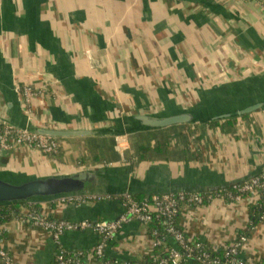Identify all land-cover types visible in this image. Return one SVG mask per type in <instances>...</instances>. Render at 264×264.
I'll return each instance as SVG.
<instances>
[{
    "label": "crops",
    "instance_id": "crops-1",
    "mask_svg": "<svg viewBox=\"0 0 264 264\" xmlns=\"http://www.w3.org/2000/svg\"><path fill=\"white\" fill-rule=\"evenodd\" d=\"M262 86L264 0H0V117L16 128L30 122L121 131L134 126L135 114L229 108L258 96ZM25 87L32 92L28 103ZM216 122L60 136L53 154L15 144L0 151V178L19 182L89 169L100 173L96 193L149 196L213 190L264 169V110ZM166 130H178L172 145L180 132L187 136L182 146L189 158L136 161L135 144L148 143V132L161 139ZM102 138L114 139L115 154L108 163L92 164ZM258 199L253 194L182 206L177 222L190 242L215 252L244 232L239 258L264 264V221H249V208ZM27 203L39 204L36 210L54 220H113L123 211L115 198L77 206L56 199L22 204ZM19 209L2 224V245L12 264H55L50 231L22 220L29 209ZM99 240L90 230L61 236L66 249L83 251V264H96L91 251ZM176 246L167 238L160 251ZM104 254L120 262L152 256L147 224H123Z\"/></svg>",
    "mask_w": 264,
    "mask_h": 264
},
{
    "label": "built area",
    "instance_id": "built-area-1",
    "mask_svg": "<svg viewBox=\"0 0 264 264\" xmlns=\"http://www.w3.org/2000/svg\"><path fill=\"white\" fill-rule=\"evenodd\" d=\"M31 89L25 87L23 96L26 102H29ZM48 127V126H47ZM15 144L26 145L30 148H35L45 154L56 153L58 144L55 138L28 131L25 129L16 128L15 126L0 120V151L9 149ZM123 145L117 140V150L122 151ZM233 190L229 191L224 186L204 192L193 191H176L164 192L160 194H152L151 197L143 200L135 199L132 194L124 193L121 196H113L110 194H68L56 198L63 204H73L75 206L85 202H99L111 199H118L121 202L123 211L113 220H81L69 221L65 219H48L43 217L37 210L29 209L25 212L21 219L26 222H32L43 226L50 231L52 240L56 247L55 264H83L82 250H68L61 242V236L68 231H86L96 232L100 236L99 242L92 249L91 255L96 264H104L101 258L104 257V250L108 240L115 234L116 230L123 224L131 221H139L147 224L154 215L171 217L180 209V206L198 207L213 199H229L235 201L242 198L241 194L257 195L264 199V169L250 176L242 183L233 182ZM11 215L10 217H12ZM9 217V218H10ZM8 218V219H9ZM169 219V218H168ZM3 223L0 224V263L12 264L10 255L3 247ZM165 236L157 235L154 230L150 234L153 240L154 247L166 242L167 238H171L177 244L168 250L165 258H154L151 264H178L181 261L193 259L203 264H246L245 261L239 258V252L245 242L247 236L240 235L229 245L223 249V256H213L210 254L206 246L199 242H190L184 235L183 231L176 228L171 220L167 222ZM163 234V235H164ZM153 256V255H152ZM119 264H132L129 261L120 262ZM141 264V263H138ZM143 264V263H142Z\"/></svg>",
    "mask_w": 264,
    "mask_h": 264
},
{
    "label": "water",
    "instance_id": "water-1",
    "mask_svg": "<svg viewBox=\"0 0 264 264\" xmlns=\"http://www.w3.org/2000/svg\"><path fill=\"white\" fill-rule=\"evenodd\" d=\"M11 105V103L7 104L8 107H11ZM259 110H264V86H262L258 96L253 97L251 100H245L237 106L229 108H192L176 114L163 116L135 114L130 117V119L135 122L134 126L121 131L114 128L60 129L47 126H35L30 122L23 127L19 126V128L52 138L60 136L101 134L120 135L122 134L121 132L126 134L135 131H149L176 124L195 122L210 123L213 121L240 117ZM0 120L3 119L0 117ZM5 122L9 123L8 121ZM99 175L100 173L98 171L86 169L71 174L36 177L19 182H11L0 178V204L23 203L34 200H54L68 194L96 193L98 189V184L96 182Z\"/></svg>",
    "mask_w": 264,
    "mask_h": 264
},
{
    "label": "trees",
    "instance_id": "trees-1",
    "mask_svg": "<svg viewBox=\"0 0 264 264\" xmlns=\"http://www.w3.org/2000/svg\"><path fill=\"white\" fill-rule=\"evenodd\" d=\"M230 120H227L226 122H229ZM219 122L213 121L210 122V124H218ZM178 130H176L175 132H168L166 130L165 134L162 135V138L160 139H156V135L151 134V132L149 133V139H148V143H138L135 144L134 146V155L133 157L136 158V161H143L145 159H157V158H163V159H175V158H183V159H188L189 156H187L185 154L186 150L183 146H186V138L187 136H185V134H183L182 132L179 133L178 136V141L176 142L177 144H180L182 146V148L178 147L177 144L172 145L171 141H172V134L177 133ZM103 139V138H102ZM153 140L155 141L153 144L150 143V141ZM174 142V143H175ZM96 147H100L99 152L96 151V153L93 155V161L92 164H101V163H108V161H111L109 159H111L113 157V154H115V150H114V139L113 138H107L106 140L103 139V142L100 143V145L96 146ZM175 148H178L175 150ZM98 148H96L97 150ZM175 150V151H174ZM184 152V153H183ZM179 157H176L178 156ZM80 163H85V161L83 160V158H81ZM243 181H241L240 183H242ZM227 190L234 192L232 184H228L224 186ZM245 193H242L241 196H245ZM132 196L137 199V200H143L145 198H150L151 195L149 196H143V195H133ZM227 201H230L229 199H225ZM25 203V202H23ZM19 205H25L27 206L28 209H37L39 204L35 203H27V204H22V203H9V204H0V224L4 223L11 215H18L20 212L19 209ZM182 206H180L181 209ZM180 209L176 212V214H174L171 217H164V216H156L154 215L152 220L150 222L147 223L148 226V231L151 234L152 231H156L157 235L160 236H165V229L167 228V222L168 220H171L172 223L174 224V226H176V228L180 229V226L177 222L178 218H179V214H180ZM249 221L250 224L254 225L255 223H257L258 221H264V199L259 198L256 203L254 205H251L249 208ZM164 234V235H163ZM240 235H245L246 233L241 232L238 237ZM164 245L160 244L154 247V254L153 256H149V257H145L141 260H131L129 261L132 264H138V263H143V264H151L153 262L154 258L157 259H162L165 258L167 255L166 253L168 252H161L160 248ZM210 252L211 255L213 256H218V257H222L224 254L223 250L219 251V252H215L212 250H208ZM101 262L104 264H119L117 263V260H112V259H108L107 257H102L101 258ZM1 264V263H0ZM246 264H255V263H247Z\"/></svg>",
    "mask_w": 264,
    "mask_h": 264
}]
</instances>
